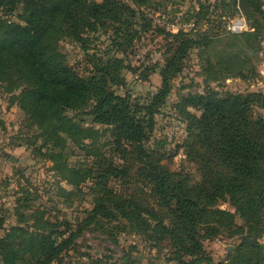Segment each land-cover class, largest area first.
<instances>
[{"label": "rangeland", "instance_id": "obj_1", "mask_svg": "<svg viewBox=\"0 0 264 264\" xmlns=\"http://www.w3.org/2000/svg\"><path fill=\"white\" fill-rule=\"evenodd\" d=\"M123 1L137 11L130 40L118 35L119 25L109 24L84 33V43L64 37L55 48L79 72L91 66L89 59L95 55L122 59L121 82L113 83L112 90L132 107L152 105L164 89L166 60L174 56L178 71L170 80L168 96L156 108L147 148L159 155L155 157L162 170L193 192L204 208L201 222L186 234L176 216L177 207L163 204L132 147L127 146L130 154L122 159L113 127L93 122L90 116L83 118L84 126L98 132L97 140L88 138L82 147L70 143L65 154L66 164L81 169L87 180L70 183L57 170L63 161L56 164L49 158L52 146L29 118L24 97L27 83L20 64L11 60L8 76L13 81L0 78V217L4 221L0 238L14 227H37L45 217L62 225L64 237L72 235L74 242L51 264H264L258 241L256 249L243 242L245 236L260 237L264 209L252 215L241 186L224 180L220 184L214 174L201 170L199 154L211 157L213 153L191 141L187 112L201 118L204 111L188 106L186 100L210 91L221 96L264 95V22L258 12L264 0ZM21 5L18 11L3 6L0 16L19 22ZM236 20L245 25L240 32L232 30ZM256 105L251 118H264V108ZM226 163L236 175L234 163L229 159ZM112 166L124 172L100 178ZM225 174L231 173L225 170ZM98 181L128 202V216H98L91 221L96 200L102 196L103 184ZM255 189L248 190L254 200ZM108 209L112 212L111 206ZM161 223L170 234L164 233ZM21 234L16 233L18 240Z\"/></svg>", "mask_w": 264, "mask_h": 264}, {"label": "trees", "instance_id": "obj_2", "mask_svg": "<svg viewBox=\"0 0 264 264\" xmlns=\"http://www.w3.org/2000/svg\"><path fill=\"white\" fill-rule=\"evenodd\" d=\"M148 1L135 2L145 4ZM20 4L23 10L19 13V22L0 16V78L13 81L8 76L9 62L14 60L20 64L19 70L27 83L24 97L30 107L29 118L41 131L45 143L52 146L49 158L56 164L63 161L57 170L74 185L85 182L86 173L66 164L68 145L74 143L82 147L88 138L97 140L94 138L98 132L84 126L85 116H90L98 124L109 125L115 130L114 143L116 149H121L122 159L127 160L130 154L127 146L132 147V152L148 169L160 200L166 206L177 207L175 213L182 223V229L190 234L189 227L192 230L197 228L204 208L185 184L175 181L173 175L162 170L155 157L159 155L147 148L149 134L154 128L156 108L168 96L170 80L178 71L174 67V56L166 60L162 70L164 89L154 98L152 105L136 104L132 107L129 101L112 90L113 83L121 82L119 76L124 69L122 59L95 55L89 59L93 68L90 66L79 72L58 53L55 43L64 37L84 43V33L95 32L98 27L109 24L119 25L118 35L128 41L132 38L137 18L135 8L123 0H0V8L10 6L11 11H18ZM258 12L264 22L261 7ZM181 53L186 54L185 51ZM186 100L188 106L204 111L201 118L187 112L191 141L195 146L207 148L213 153L211 157L205 153L199 154L201 170L214 174L220 184L224 180L241 186L242 193L249 200L252 215L259 213L261 208L264 209V118L254 120L251 117L257 103L264 108V95L221 96L210 91ZM70 112L79 113L72 117ZM55 150L59 151L56 153ZM227 158L234 163L236 175H233V166L231 170L226 167ZM225 170L230 171V176H226ZM122 172L112 166L100 178L104 175L118 177ZM100 184H103L102 196L96 200L91 221L98 216L108 219H118V214L128 216V202L110 191L104 183ZM250 188H256L253 191H256V195L258 193L255 200L254 194L248 192ZM110 206L112 212L108 209ZM3 222L0 217V231L4 228ZM40 224L27 229L14 227L0 238V264H51L73 246L72 235L64 237L66 230H61L62 225L52 223L45 217ZM160 226L164 233L170 234L162 223ZM16 233H22L23 237L18 240ZM175 236L184 241L183 237ZM249 245L253 249L258 247V244ZM185 250L188 249L184 246Z\"/></svg>", "mask_w": 264, "mask_h": 264}, {"label": "built area", "instance_id": "obj_3", "mask_svg": "<svg viewBox=\"0 0 264 264\" xmlns=\"http://www.w3.org/2000/svg\"><path fill=\"white\" fill-rule=\"evenodd\" d=\"M262 12L264 13V2L262 5ZM243 27H245L243 21L236 20L232 25V30L236 31V32H238V31L240 32L243 29ZM261 54H262V56H264V36H263V39L261 41ZM262 72L264 73V65H263ZM258 243L260 244V246L262 247V249L264 251V227H263V232H262L260 238H258Z\"/></svg>", "mask_w": 264, "mask_h": 264}, {"label": "water", "instance_id": "obj_4", "mask_svg": "<svg viewBox=\"0 0 264 264\" xmlns=\"http://www.w3.org/2000/svg\"><path fill=\"white\" fill-rule=\"evenodd\" d=\"M257 241H258V239L256 237L255 238H250V236H245L244 239H243V242L250 243V244H256Z\"/></svg>", "mask_w": 264, "mask_h": 264}]
</instances>
